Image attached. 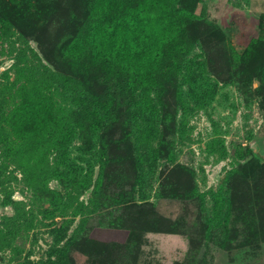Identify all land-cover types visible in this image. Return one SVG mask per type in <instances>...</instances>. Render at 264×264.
I'll return each mask as SVG.
<instances>
[{
	"label": "rangeland",
	"instance_id": "374dc122",
	"mask_svg": "<svg viewBox=\"0 0 264 264\" xmlns=\"http://www.w3.org/2000/svg\"><path fill=\"white\" fill-rule=\"evenodd\" d=\"M0 264H264V0H0Z\"/></svg>",
	"mask_w": 264,
	"mask_h": 264
},
{
	"label": "trees",
	"instance_id": "16d2710c",
	"mask_svg": "<svg viewBox=\"0 0 264 264\" xmlns=\"http://www.w3.org/2000/svg\"><path fill=\"white\" fill-rule=\"evenodd\" d=\"M119 26L122 25V23H119L118 24ZM124 28V27H123ZM115 29H119L118 27L115 28ZM147 29H150V28H147ZM131 29H124L123 31V34H124V37H128V36H132V34L134 33L133 31L136 30V28H134L133 31H130ZM119 32H121V30H118L116 33H110L109 35L106 34V33H102L101 31L100 32H97V36H96V44H95V47L97 49H100V50H103V51H106L108 46L109 45H112L113 43V39L115 38V36L117 34H119ZM36 109H31L29 111H26V113H35ZM45 118L44 116H42V119Z\"/></svg>",
	"mask_w": 264,
	"mask_h": 264
}]
</instances>
